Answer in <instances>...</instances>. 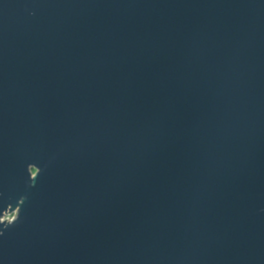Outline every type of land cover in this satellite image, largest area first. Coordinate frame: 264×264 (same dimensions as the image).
<instances>
[{"label":"water","instance_id":"obj_1","mask_svg":"<svg viewBox=\"0 0 264 264\" xmlns=\"http://www.w3.org/2000/svg\"><path fill=\"white\" fill-rule=\"evenodd\" d=\"M0 264H264V0H0Z\"/></svg>","mask_w":264,"mask_h":264},{"label":"rangeland","instance_id":"obj_2","mask_svg":"<svg viewBox=\"0 0 264 264\" xmlns=\"http://www.w3.org/2000/svg\"><path fill=\"white\" fill-rule=\"evenodd\" d=\"M9 216H11V215H9ZM9 216H8V218H9ZM8 218H7V219H8Z\"/></svg>","mask_w":264,"mask_h":264},{"label":"flooded vegetation","instance_id":"obj_3","mask_svg":"<svg viewBox=\"0 0 264 264\" xmlns=\"http://www.w3.org/2000/svg\"><path fill=\"white\" fill-rule=\"evenodd\" d=\"M16 214H14V216H15Z\"/></svg>","mask_w":264,"mask_h":264}]
</instances>
